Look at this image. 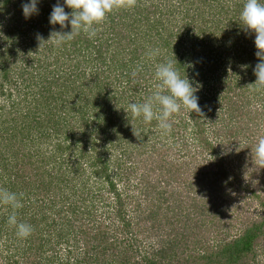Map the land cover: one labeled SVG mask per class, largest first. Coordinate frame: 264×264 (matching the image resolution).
Listing matches in <instances>:
<instances>
[{
  "label": "trees",
  "instance_id": "trees-1",
  "mask_svg": "<svg viewBox=\"0 0 264 264\" xmlns=\"http://www.w3.org/2000/svg\"><path fill=\"white\" fill-rule=\"evenodd\" d=\"M27 2L29 0H0V186L24 194V206L17 210V216L18 220L33 227L24 243L29 244L30 250L26 248L29 256L37 258V261L24 263L43 264L41 257L49 247V240L44 237L49 238L50 228H54V235L66 241L65 256L59 264H118L114 254L118 249V231H130L137 224L150 220L151 214L157 220L159 211L168 217L163 200L171 199L181 208H184L181 204L189 202V209L184 211L172 206L177 208V214L174 220L169 218L172 222H168L169 226L174 225L173 240L168 241L175 249L174 259L177 254L187 253L185 260L175 264H264V261L256 260L264 253V241L261 242L264 238V196L254 189L249 198L244 195V202L236 205L237 216L226 220L228 228L233 226L228 222L237 224L238 221L239 233L231 237L226 234L224 238L216 235L211 240H204V235L200 239L189 235L202 224L205 228L206 219L209 230L211 226H225L215 218L216 212L212 209L216 203L215 191L222 187L231 188L234 184L238 185L233 186V190L241 191L240 172L247 168L254 171L257 167L253 149L264 133L253 137V128L258 116L264 118V88L251 84L256 80L254 68L259 58L255 54V34L247 31L240 20L246 0H137L134 8H122L119 13H114L115 18H111L109 26L94 38L89 39L81 33L61 47L38 39L39 36L47 40L53 29L61 31L58 24L49 23L52 6L58 0H38V14L25 18L21 5ZM260 2L264 3V0ZM59 3L63 5V0ZM65 11L71 9L65 6ZM180 11L188 19L184 20L185 25L164 19L178 15ZM129 14L139 18L131 23L122 22ZM191 17L195 26H201L200 34L194 32L195 27L188 28ZM63 31H70V25ZM148 42L151 50L155 47L161 53V50H167L163 53L165 59L158 56L149 59ZM22 43H25L24 47ZM198 48L201 57L195 58ZM173 54L180 64L177 67L181 74L185 70L190 80L201 85L195 95L199 97V105L206 110L202 108L203 117L193 112L189 118L182 109L172 118L174 123L168 136H160L158 140L154 132L157 135L166 133L154 129L158 128L157 122L145 123L142 117L133 118L127 106L129 102H143L151 94L158 83L156 64L173 58ZM74 58L76 62L73 63ZM189 62L194 68L186 66ZM138 66L143 70L134 77L132 73ZM112 71L117 75L110 84L99 78V74ZM90 109L92 112L88 111ZM251 110L255 114L252 115ZM93 112L97 116H93ZM238 113L239 118L236 117ZM185 115L194 123L190 132L196 152L203 155L204 160L210 158L206 154L211 153L214 159L210 165H218L219 170L208 169L209 163L202 164L193 159L183 161L182 165L167 152L169 148L165 147L167 142L164 141L170 136L184 142L183 133L189 129ZM244 115H250V124L255 123L252 124L254 127L250 126V133L241 136L250 137V159L240 160L235 171L226 170L217 160L219 157L213 156L216 149L210 137L219 134L209 133V129L217 131L219 128L215 129L222 122L227 126L232 121L249 127ZM63 118L68 120L62 123ZM256 131L259 133V123ZM133 132L137 134L135 140ZM237 132L232 134L239 137ZM96 136L107 141L111 139L113 148L121 142H128L123 144L138 148L142 157L148 148H154L162 141L166 152L157 148L156 151L161 152V162L152 158L151 165L158 175L167 174L168 179L176 180L183 189L177 187L169 192L165 188L157 189L162 182L158 183L156 177L158 184L148 183L139 191L143 201L138 197L129 200L133 211L139 210L142 202L147 211L144 217L131 223L128 210H125L126 200L120 198L116 188V178L122 175V162H116L112 171L104 152L97 151L95 145L90 146ZM52 137L56 140L53 141ZM154 138L156 140L151 144ZM246 147L249 146L244 149ZM186 156L182 153L181 158ZM190 164H194V169ZM93 178L98 188L111 192L115 198L113 217L105 216L107 220L102 224L109 232L100 226L97 230L84 227L87 224L84 218L93 216L86 204L89 194L82 191L79 197L76 190ZM51 195L53 198L48 200ZM73 196L78 197L77 205ZM250 197L256 198L258 205L252 207L251 212L248 210L252 204ZM49 206L57 207L59 211L70 209L71 215L66 216L59 226L53 221L45 222L47 217L42 213ZM253 212H257L258 217L251 214ZM201 214L210 218L202 221ZM5 219L0 218V234L7 229L3 226ZM111 228L113 231L109 230ZM14 233L16 229L12 226V235ZM178 236L181 239L176 241ZM52 241L59 244L61 240ZM167 251L159 249L154 254L152 252L151 258L142 256L140 262L134 264H165L163 257ZM46 259L49 258L46 256Z\"/></svg>",
  "mask_w": 264,
  "mask_h": 264
},
{
  "label": "rangeland",
  "instance_id": "rangeland-1",
  "mask_svg": "<svg viewBox=\"0 0 264 264\" xmlns=\"http://www.w3.org/2000/svg\"><path fill=\"white\" fill-rule=\"evenodd\" d=\"M206 9L208 10V8ZM119 12H120V9L114 10L112 13L108 14L106 18L107 22H105L106 21L105 20L101 25L97 26L99 29L98 32H101L102 30H104L105 27H108L109 26L108 22H110L111 18H115L113 17L115 16L114 13H119ZM122 13L127 14V12H122ZM182 14H183V11H180V14L178 15L175 14L172 17L171 16L164 17V19H171V21L176 22L177 25L179 24L185 25L184 20H188V19L184 17V14L182 16ZM142 15L144 16L145 14H142ZM137 18L139 17L132 16L131 14H129L126 19L122 20V22L131 23L133 19H137ZM181 19L182 21H179ZM195 23L196 22H194L193 24V20L191 17L190 21H188V28L195 27L194 32L196 34H200L201 26H195L196 25ZM133 25H136V24H133ZM131 34L135 35V33L132 32V30H131ZM138 36H140V34ZM31 44H33V42ZM147 44H148L147 50L149 49L151 50V46L149 47L150 45L149 42ZM35 45H38L37 41H35ZM131 45H134V44L132 43ZM19 46L21 47V45ZM22 46L24 47L25 43H22ZM152 47H155V46H152ZM157 48L158 47H155V49ZM161 51L163 53L164 52L167 53V50L165 49ZM199 51H200V48L196 50L195 58L201 57V53L199 54ZM163 53L159 51L158 58L165 59L164 58L165 56L163 55ZM72 62L73 63L76 62V58H74ZM116 75H117L116 72H113V71L110 73L105 72L103 74H99L100 76L99 78L100 79L104 78V82L110 84V82L113 81ZM99 97H101V94L99 95ZM201 108L206 110L204 106H202ZM88 111L92 112L91 109ZM92 114L93 116H97L95 112H93ZM253 114L255 113H253L252 111V115ZM236 117L238 118L240 117L239 113L237 114ZM243 117H244L243 119L245 122H249L246 124V125H249V127L240 125L238 123L234 124L235 122L232 121L227 126L225 125L224 122H222L220 126L215 129L217 130L219 128L217 131H212V129H209V133L214 132L216 134H219L216 136H214V134H211V137H210L212 138L211 141L213 142L215 146L214 148L216 149V153H213V156L219 157L217 158V160L221 162V166L226 170L235 171L239 167L238 165H239L240 160L242 161V159L243 160L250 159V143H249L250 141H248V138L250 139V137L245 139L246 137L243 138L241 136H243L242 133H250V126H252V124H255V123L251 122L250 124V121H249L250 115H244ZM259 117L260 116H258V118L256 119L257 124L259 123V133L258 131H256L257 124L255 127L252 126L254 127L253 137H257L261 133H264V118L263 117L259 118ZM184 118L186 119V122H188L187 127L189 128V129H186V131H184L183 133L184 134L183 138H185L183 140L184 142H179L181 139H176V138L174 139L170 136L166 141H164V142H167L165 147L169 148L167 152H169L170 156L173 157V160H176L177 163H182V165H183V161L188 162L192 159H193L192 161L194 160L199 161V162L201 161L202 163L206 164L205 161L212 158L211 157L212 155L211 153L206 154V157L208 156L210 158L208 159L205 158L204 160L203 155L196 152L197 148L193 144L192 135L190 132V129L194 123L192 122L191 119H188L187 115H185ZM68 119H70V117ZM68 119L63 118L62 123H64V121ZM236 125H237V128L235 127ZM144 129L147 130L148 128L145 127ZM154 129L158 130L159 128L155 127ZM236 130H238L237 133H239V137L234 136L232 134V132L234 133V131ZM154 133H155V136H158V140L160 136H162V138H165L166 136H168V134L163 135L162 133H160V135H157V132H154ZM52 138H53V141L56 140V137H52ZM135 139L136 138L134 135V140ZM155 140L156 139L154 138L153 140L150 141V143L153 144ZM110 141L104 140L96 136L92 140V143L90 144V146L95 145L94 148L97 151L104 152L105 158L108 157V161H109L108 164H110L112 171L115 170L116 162H122V165H121L122 175L116 178L117 186H118L117 190L118 192H120V198L126 200L125 205L127 209L125 208V210H128L127 215L131 223L134 224L135 221L139 219L141 216L144 217V214L147 211L145 209L146 206L144 202H142V205L139 210L133 211L131 209V205H129V200L132 198L135 199V197H138L140 201H143L142 195L140 194L139 191H141L142 188L147 186L148 183L158 184L162 182L160 187H158L157 189L165 188L168 190V192L170 189H175L177 187L179 189H183V186L178 184L176 180L168 179L167 174L158 175L156 168H153L151 165L152 164L151 162H153L152 158L155 160L157 159L159 163L161 162V160H159L161 159L160 158L161 152L156 151V150H158L157 148H159V149H162V151H165L164 147L161 145L162 141L155 145L156 148L147 147L148 151L147 153H145L143 157H142L143 154L141 153L140 150H138V148L134 149V147L132 148L130 146H126L123 144V143H128V142H121L120 144H118L117 147L113 148L111 146L112 144H110ZM245 146H249V147H246L244 149ZM122 153H124V155ZM182 153L187 154V156L184 157V159L181 158ZM201 159H203L204 161H202ZM207 163H209L207 165L208 169H211V170L220 169L218 165L217 167L210 165L212 163V160L208 161ZM190 165H191V168L194 169V164H190ZM249 172H251L253 175L248 174ZM240 176H241L240 177L241 191L237 192V190H233L234 189L233 186L237 187L238 184L232 185L231 188L230 187L218 188L215 191L214 200H216V203H215V207H213L212 209L214 212H216L215 218H219V221L221 222V224H224L225 226H222V227H218V225L215 227L211 226V229L209 230L206 224L208 222L206 217H209V215L203 216L201 214V216H203L202 221L203 219L204 220L206 219V223H204L206 227L204 228V225L202 224L200 228H195L192 232L193 234H189L190 236H193V238H196V239L197 238L200 239L202 235H204V240H207V238L211 240L212 236L219 235L224 238L226 234H228V237H231L239 233L240 226H239L238 221H237V224H235L234 222H228L230 226L233 224L231 228H228L227 227L228 224L226 223V220L229 218H235V216H237L236 210H234L236 205L242 204L244 202L242 201V197L244 195H247V197L249 198L248 195L250 194L251 196L252 189L256 190L261 196H264V168L263 170H260V169L257 170V167H255L254 171H252V169L247 168L240 172ZM120 177H121V180L119 179ZM156 177L158 178V183L156 182ZM177 178H179V175H177ZM85 183L86 184L81 186L80 189L78 188L76 190V193L78 192L80 193L83 191V193L89 194L86 204L87 206L91 208L93 216L90 219L84 218V222L87 223V224H84V227L92 229V230H97L98 229L97 226H100L101 229L104 230L106 228H104L103 227L104 225L102 224H104L107 220L106 218L104 219V217L105 216L113 217L114 211L112 209H114L115 198L112 196V194L106 195L103 189H101L100 187L98 188L95 185L94 178L91 180H88V182H85ZM193 189H196V188L194 187ZM239 192L241 194H239ZM83 193H80L79 197ZM193 194H194V191H193ZM235 196H238V197H235ZM49 198L51 199L53 198V196L48 197L47 199L50 200ZM73 198L76 199L74 204L77 205L78 197L73 196ZM163 202H164V206L166 207L165 213L168 215V217L164 216V213L162 212L161 214L159 211L157 220L153 219L152 214H151L150 220H146L142 224H137L136 226H134L133 229L131 228L130 231H125V232L118 231L117 237H116V240H117L116 246L118 249L114 253L116 257L115 260L118 264H134L135 262H140V259L142 256H147L148 258H151L152 252L154 254L156 251H159V249H162V248L165 251L168 250L165 253L166 256L163 257L164 259L163 262L165 264H175V262H182V260H185L184 258H186L187 253L180 254V255L177 254L174 259L175 249L174 247H171L170 246L171 244H169L168 242L170 239L173 240L174 234L172 232V229L174 228V225L172 224L171 226H169L168 222H172L171 220H169V218H172L174 220L177 214V208L182 211L189 209V207H187L189 202L183 205L181 204V206H184V208L179 207L178 206L179 204L177 202H174L171 199L163 200ZM250 202L252 204L250 205V209H248L249 212H251L252 207L258 206L256 198L252 197L251 199L250 197ZM59 205L57 207H59ZM80 206H82L81 203H80ZM172 206H175L177 208H174ZM0 207H1L0 208V218L6 217L5 219L6 223L3 224V226L7 228L5 232H1L0 234V264H25L24 262H29V260L37 261V258L33 256H29V253H28L29 251H27L26 248L30 250V247L27 242L24 243L25 239L19 238L18 236H16L15 233L12 235V226L9 225L7 222V218L9 216L8 214H11L12 209L8 206H3V205H0ZM57 207L49 206L47 210L45 209L43 211L42 214L47 217V219L44 218L45 222L53 221L56 226H59L60 224L64 223V220L66 219V216L69 213L70 209L68 210L65 208L63 209V211H59L57 210ZM194 209L196 210V207ZM259 209L260 211H262L261 208ZM42 214L39 213V218H41ZM251 214H254L256 217H258L259 215L257 212H253ZM239 217H242V216H239ZM73 218L74 220H77L75 219L76 216H74ZM202 221L200 220L199 222H202ZM173 223H175V221ZM50 230L51 232L50 231L49 232L51 233V235L49 236V238H47L46 236L44 237V239H46L47 241L49 240V247H46V250H45L46 252L44 251L45 253L43 252V255H42L43 257H41L43 259H41V262L43 264H47L50 261L49 264H59L60 262L59 260L60 259L63 260L64 259L63 257L65 256L64 247H65L66 241L63 242L65 238L61 239L59 236L54 235L55 234L54 228H50ZM109 230L113 231L112 228ZM104 231H107V230H104ZM56 239L61 240L59 244H55L52 241ZM180 239L181 237L178 236L176 241ZM68 240H71V239L69 238ZM263 241H264V238L261 240V242ZM180 244H183V242H181ZM46 256L49 258L48 260L46 259ZM155 256L159 257L158 254H156ZM55 257H57V259H55ZM256 260L259 262L264 261V253L256 257Z\"/></svg>",
  "mask_w": 264,
  "mask_h": 264
},
{
  "label": "clouds",
  "instance_id": "clouds-1",
  "mask_svg": "<svg viewBox=\"0 0 264 264\" xmlns=\"http://www.w3.org/2000/svg\"><path fill=\"white\" fill-rule=\"evenodd\" d=\"M37 4L38 0H29L27 3H22L21 7L25 18L38 14ZM136 5L137 0H63V5L58 0L52 6L49 23L51 25L58 24L61 31L53 29L47 40L39 36L38 39L40 42L48 41L55 47H61L63 44L74 40L81 33L92 39L98 33L99 29L97 26L106 20L108 14L122 8H134ZM65 6L71 11L66 12ZM240 20L247 31L255 34L254 44L257 49L255 54L259 58V62L254 68L256 80L251 84H254L257 88H264V3H261L260 0H246L240 13ZM69 25L70 31H63ZM147 55L149 59H155L159 55V49L150 50ZM177 64L179 62L174 54L173 58L156 64L155 78L158 83L155 85V89L143 102H129L127 106V111L131 113L133 118L142 117L145 123H151L155 120L158 128L166 134L172 130L174 123L172 118L179 114L182 109L186 110L189 118L193 112L198 116H204L203 110L198 103L199 97L195 95L201 85L190 80L184 68V74L182 75ZM186 66L194 68V64L191 62ZM142 70V66H138L132 75L135 77ZM134 135L137 136L136 133ZM253 151L257 170L264 168V136L258 138ZM213 159L214 157L206 162ZM104 193L106 195L112 194L106 191ZM23 195V193L18 194L0 186V205L8 206L12 209L11 214L7 218L8 224L15 227L16 235L19 238L27 239L33 232V227L26 222L18 220L17 216V210L24 206L22 203ZM70 215V213L67 214V216Z\"/></svg>",
  "mask_w": 264,
  "mask_h": 264
}]
</instances>
